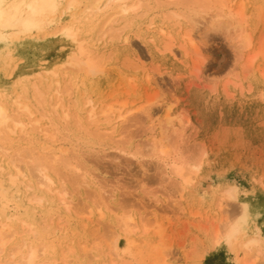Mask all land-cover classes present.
<instances>
[{
  "label": "rangeland",
  "instance_id": "obj_1",
  "mask_svg": "<svg viewBox=\"0 0 264 264\" xmlns=\"http://www.w3.org/2000/svg\"><path fill=\"white\" fill-rule=\"evenodd\" d=\"M234 1L238 8L241 1ZM244 7L250 15L246 17L247 29L253 42L244 53L234 51L233 31L205 26L213 13L202 20L198 17L196 25L186 21L178 26L161 19L169 7L153 8L149 17L144 21L137 18L126 30L127 39L123 35L100 42L96 30L112 11L93 17L96 27L91 42L100 70L62 69L61 75L66 77L59 73L57 78H62V83L66 80L63 88L72 84L71 100L66 97L69 95L65 99L71 112L82 116L88 99L98 107L126 101V108L135 111L124 123L116 124L108 137L76 131L73 120L57 121V148L67 150L73 164L95 179L85 185L53 174L57 185L66 186L78 212L64 210L52 194L32 199L40 192L26 191L25 183L12 185L6 175L9 170L0 171V213L19 233L11 246L28 239L30 244L50 245L51 253L59 258L62 250L74 245L77 249L69 252L68 264H102L110 260L105 252L112 251L111 258H116V244L121 254L118 262L157 259L166 264H264L262 248L246 246L257 232L264 238V0H244ZM85 8L83 1L72 13L53 15L46 27L0 40V87L13 91L23 82L30 86L37 72L49 67L55 56L63 55L57 27L71 26L79 15L83 19ZM151 16L153 26L147 24ZM187 25L193 26L200 54L193 51L187 56L183 51L184 31L190 29ZM166 45H172L171 49ZM190 46L187 43L186 47ZM255 55L259 56L252 67L247 62ZM142 106L152 113L146 114ZM167 114L174 116L168 126ZM101 125L102 131L109 126ZM40 135L35 133L29 140L17 138L11 145L22 149V154L37 155L46 142L50 146L48 138ZM157 139L178 151L170 157L181 156L200 166L187 182L182 183L171 172L159 151L154 155L152 145ZM227 187L235 190L234 199L222 198ZM90 206L92 215L80 214ZM128 217L138 225L133 235L120 227ZM144 224L148 226L145 232ZM233 224L240 226L241 233L228 244L224 233ZM83 244L95 249L100 260L91 253L84 256Z\"/></svg>",
  "mask_w": 264,
  "mask_h": 264
},
{
  "label": "bare ground",
  "instance_id": "obj_2",
  "mask_svg": "<svg viewBox=\"0 0 264 264\" xmlns=\"http://www.w3.org/2000/svg\"><path fill=\"white\" fill-rule=\"evenodd\" d=\"M83 1H85L86 4V8L84 9L86 16L82 19L83 16L80 17L79 15L78 18H74L75 21H73V23L72 20L71 22L69 21L70 24L72 23L71 26L64 25L57 27L58 30L56 28V33L62 38L61 41L63 46L59 52H62L63 55L55 56L52 62H50L51 64L49 67H43L44 69L41 72H37L38 74L36 73L33 76L34 79L30 86H26L24 82L20 84L18 81L19 83L17 84L22 86L14 89L12 87L13 91H6L0 87V171L9 170L6 175L9 176L8 178H10L12 185L16 184V186L18 185L19 187L21 183L22 186L23 183H25L24 187L26 186V191L30 189L39 191L40 194H35V192L32 196L33 198L31 197L32 199L42 200L45 194H52L57 196V200L60 203L59 205H61L64 210L77 212V206H74L71 196H69L67 192L66 186L63 185V187H60V185H57L53 174L63 175L66 178L72 177L74 180L80 181L85 185L91 184L94 176L92 177L89 173L81 171L75 164H73L72 159L69 158V152L67 150H64L61 147L57 148L56 139L59 132L57 121L63 120L68 123L69 120H73L72 126H77L75 129L78 128L86 131L87 135L89 133L94 134L95 137L101 135L103 137H108L111 132L116 129V124L124 123V121L130 117L131 113L135 111V109L126 108V101L121 103H108L105 107H98V104L92 99H88L84 102V104H86L85 106H87V109L84 110L85 116H82L79 115L78 112L76 113L75 110L74 112H71V107L69 106L71 104H68L69 100L66 101L65 99L66 95H69L66 97L72 95L69 88L72 84L69 83L70 85H68V87L66 86L63 88V84L65 85L66 80L62 83V78L60 80L57 78L59 73L60 75L62 74V72H60L62 69L66 70L67 68H75L76 71L88 70L90 72L100 70L95 63L97 55H93L95 50L93 49L91 42L93 39L91 33L94 32L96 27L93 17H98L97 15L101 11L104 12V15V10L108 12L112 11L107 19L103 21V24L101 22L102 25H99L100 29L96 30V33H100L99 36H101L99 37V42L100 39H115L123 35L125 39H127V36H125L124 33L127 29L132 27L137 18H142L144 21V18L149 17L150 10L153 8L158 9L160 7H169L165 13H162L163 17L161 19L165 18L164 22H171L172 24H178V26H180L181 23L187 21V24L191 23L194 25L195 22L196 25L197 22L195 20H197L198 17L201 19L213 13L208 17V26L206 24L205 26L209 29H217L220 31H222V29L233 31V33L230 32L232 37L230 40H232L231 43L234 51L236 50L238 53H244L243 50H248L253 43L250 32L247 29L249 25H247L248 19L246 17H250V15L247 16L244 12V0H240L241 2L238 8H236V5L239 3L237 2V4H235L236 2L234 0H0V40L5 41L8 37L18 36L26 31L30 32L34 29L46 27L45 24L50 21V18H52L53 15H57L59 12L66 13L67 11L72 13L73 10L82 5ZM154 16H151L150 20L148 18L149 21L147 24L149 26H153ZM192 27L193 26H191V28ZM191 28L186 29L183 36L186 42L185 45L182 44L184 48L183 51H185L187 56L189 53V56H191V53L194 52L200 54L199 50L201 49L200 48L197 51V46H195V37L197 35L194 37ZM184 29L185 28H183V30ZM225 30H223V32ZM162 31L166 32L163 28ZM89 33L90 36H88ZM96 33L94 34L96 35ZM200 36L202 35L198 36L199 39ZM103 43L105 42L103 41ZM187 43L191 45L193 49L191 46L190 48H188L189 46L186 47ZM169 47L171 49L172 45ZM169 47L167 46L166 48L170 50ZM194 48H196V50ZM2 49L4 50L3 47ZM256 50L259 51V49ZM262 51L264 52V46ZM235 55L240 56L236 53ZM257 56H251L247 63L252 66L255 59L258 58ZM65 74L67 75V73ZM61 76L65 75L63 74ZM55 77L57 78L56 80L54 79ZM68 80L69 79H67V83ZM29 88H31V91H29ZM52 97L54 100L48 101V98ZM68 99L71 100V97ZM141 110L145 111L146 114L152 113V111L150 112V110L143 106L141 107ZM173 118L174 116L172 117L169 114L166 115L165 121L167 126L172 123ZM101 124H107L109 126L102 131ZM78 129H76V131ZM78 131L81 132L80 130ZM35 133L48 138L50 146L46 142L45 149L37 151V155L32 153L22 154V149H13L11 142L17 138L19 141L24 136L27 139L35 135ZM152 146L154 148L153 152H155L154 155L158 153L161 154L159 157L164 161V164L166 163V166L171 172L178 177L179 180H182V183L187 182L190 178V174L192 172H197L200 168L197 164H189L183 160V157L181 156L176 155L170 157L173 155L172 153H177L178 151H175L173 148L168 149L167 146L163 144L162 139H157ZM129 154L134 155L133 153ZM33 179H35V181ZM17 180H20L18 181L20 182L19 184L16 183ZM234 192L235 190L233 187H227L222 192V198L227 200L234 199ZM220 206H222L221 203ZM1 212L5 213V211L2 210ZM92 213H94V210L91 206L88 207V210L85 209L80 212L81 215H92ZM6 220L7 219H4L3 215L0 213V264H68L69 252L77 249L74 245H69V248L66 246L67 249L62 250L61 256L56 258L54 256L55 254L51 253L52 248L48 244L41 243L39 245H34L28 243V239L27 241H25V239L23 242L14 243L11 246L10 243L17 235H19V233L16 231V228L15 230L13 229L14 223L11 224ZM8 220H10V218ZM12 220L11 217V221ZM129 221L131 223H129ZM25 225L26 223L24 226ZM28 225L30 226V224ZM120 227L126 234L133 235L137 231L138 225L134 222L132 217H128V220H124ZM143 230L144 232L148 230L147 224L143 225ZM21 233L23 232H20V235ZM240 233L241 228L238 224L228 226L224 233L225 242L232 244V242L238 238ZM216 235H218V233H216ZM255 236L256 237H253L246 242V246H260L262 248L260 252H262L264 256V238L260 232H257ZM218 239L219 237H217L216 241H219ZM131 242H134L133 238H131ZM156 246L158 247V244ZM81 248L83 255L86 257L89 256L87 253H91L90 256H93L95 260L101 257L98 253H94L95 249L87 244H83ZM114 248L116 251V258H111V256H113L112 251L105 252L107 257H110V260H106L102 264H166L165 260L160 263L157 259L151 260L148 263L118 262L121 254L117 252V250H119L117 244ZM159 252L162 253L161 250H159Z\"/></svg>",
  "mask_w": 264,
  "mask_h": 264
}]
</instances>
